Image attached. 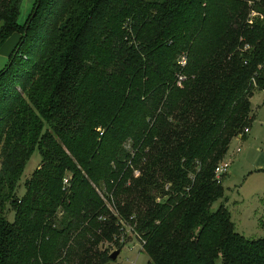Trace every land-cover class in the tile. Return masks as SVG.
<instances>
[{
  "label": "trees",
  "instance_id": "obj_1",
  "mask_svg": "<svg viewBox=\"0 0 264 264\" xmlns=\"http://www.w3.org/2000/svg\"><path fill=\"white\" fill-rule=\"evenodd\" d=\"M21 3L0 0V264H107L124 226L147 264H264L213 209L264 91V0H37L24 26Z\"/></svg>",
  "mask_w": 264,
  "mask_h": 264
},
{
  "label": "rangeland",
  "instance_id": "obj_2",
  "mask_svg": "<svg viewBox=\"0 0 264 264\" xmlns=\"http://www.w3.org/2000/svg\"><path fill=\"white\" fill-rule=\"evenodd\" d=\"M37 0H22L20 7L19 23L24 26L33 13ZM20 39L13 36L0 51V73L7 67ZM253 114L250 116L251 123L249 133L246 139H233L224 159L228 155L231 157L233 151L238 148L241 153L234 160L228 173L222 178V188L224 199L216 202L213 209L222 203L230 214V219L234 224L235 231L247 239L258 240L264 238V170L257 169L256 158L261 150L264 149V91H256L250 100ZM233 158V157H232ZM40 155L35 152L28 162L21 182H24L40 166ZM259 164V163H257ZM264 169V168H263ZM70 175V174H69ZM137 175V174H135ZM71 177V176H70ZM67 176V179H70ZM138 177V176H135ZM70 185V183H69ZM68 185V186H69ZM23 187L21 194H24ZM122 226L124 221L120 223ZM120 225V226H121ZM121 235L115 234L113 241L105 242L101 250H108L111 254L118 250L121 245V251L115 261H109L110 264H147L148 257L142 251V244L136 235L130 231L131 226L123 227ZM123 235H126L127 242L121 243ZM118 240V243L115 244Z\"/></svg>",
  "mask_w": 264,
  "mask_h": 264
},
{
  "label": "built area",
  "instance_id": "obj_3",
  "mask_svg": "<svg viewBox=\"0 0 264 264\" xmlns=\"http://www.w3.org/2000/svg\"><path fill=\"white\" fill-rule=\"evenodd\" d=\"M182 63H184L182 61ZM249 132V128H245L241 134H239L236 139L241 140L245 135H247ZM241 150L238 148L235 153H239ZM232 158H225L223 161L217 164V166L214 169V180L216 183L220 184L222 181V178L228 173V170L231 166ZM64 184L66 186L69 185V179L64 180ZM168 188L166 189V191ZM164 202V198L157 199V203L160 204ZM130 231L132 232V228H130ZM121 243H124V238H122ZM143 245V243H141Z\"/></svg>",
  "mask_w": 264,
  "mask_h": 264
},
{
  "label": "crops",
  "instance_id": "obj_4",
  "mask_svg": "<svg viewBox=\"0 0 264 264\" xmlns=\"http://www.w3.org/2000/svg\"><path fill=\"white\" fill-rule=\"evenodd\" d=\"M250 132V131H249ZM248 132V133H249ZM243 139H246V135L241 139V140H243ZM240 141V140H239ZM236 151V150H235ZM235 151H233L232 153H233V155L231 156V157H228V155L226 156V158H232V163H231V166L233 165V163H234V160L233 159H235V157L238 155V154H240L241 153V151L239 152V153H235ZM256 166H257V169H259V170H264L263 168H264V149L263 150H261L260 151V153H259V155H258V157L256 158ZM257 163H259V164H257ZM230 166V167H231Z\"/></svg>",
  "mask_w": 264,
  "mask_h": 264
},
{
  "label": "water",
  "instance_id": "obj_5",
  "mask_svg": "<svg viewBox=\"0 0 264 264\" xmlns=\"http://www.w3.org/2000/svg\"><path fill=\"white\" fill-rule=\"evenodd\" d=\"M119 254H120V250H116V251H114V252L111 254V256H110V260H111V261H115V260L117 259V257H118ZM107 264H110V263H107Z\"/></svg>",
  "mask_w": 264,
  "mask_h": 264
}]
</instances>
